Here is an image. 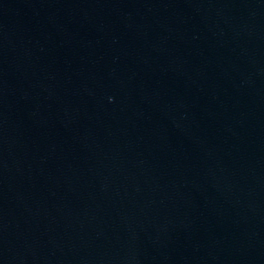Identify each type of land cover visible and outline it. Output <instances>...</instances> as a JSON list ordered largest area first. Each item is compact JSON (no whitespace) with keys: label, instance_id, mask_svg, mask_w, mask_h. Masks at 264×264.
Masks as SVG:
<instances>
[{"label":"water","instance_id":"water-1","mask_svg":"<svg viewBox=\"0 0 264 264\" xmlns=\"http://www.w3.org/2000/svg\"><path fill=\"white\" fill-rule=\"evenodd\" d=\"M0 264H264V0H0Z\"/></svg>","mask_w":264,"mask_h":264}]
</instances>
